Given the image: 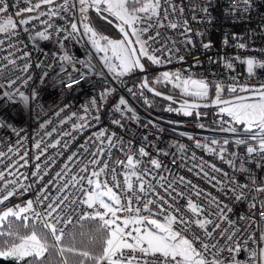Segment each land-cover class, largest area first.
<instances>
[{
    "label": "snow or ice",
    "instance_id": "6c2138e0",
    "mask_svg": "<svg viewBox=\"0 0 264 264\" xmlns=\"http://www.w3.org/2000/svg\"><path fill=\"white\" fill-rule=\"evenodd\" d=\"M21 2L27 6L21 8ZM238 3L245 5L244 10L247 11L253 0H238ZM42 6H48L47 12L41 11ZM12 9L15 11L12 12ZM90 10H94L108 24H113L121 38H110L98 32L90 22ZM234 10L240 9L237 7ZM201 11L209 14L207 6ZM63 12H78L79 16L69 21L67 26H54L50 21L56 17L64 19L61 16ZM183 12L184 8L177 6L173 0H62L59 4L57 0H0V50H3L5 40H8L9 48L21 51L17 47L20 41L12 43L13 38L19 35L18 27L29 33V40L33 42L50 40L53 36L50 29H54L57 36L66 33L63 40L87 36L91 47L100 54L102 66L98 68L90 60L73 61L66 54L60 56L59 60L71 64L73 72L79 73L78 79L68 73L66 79L60 81L71 91L91 75L103 77L105 69L115 79H120L134 70L145 72L143 59L154 65L171 63L172 53L178 51L174 48V41L172 48L166 43L160 49L153 48L152 45L161 38L159 29L178 27L183 29L181 35L185 37L184 43L193 44L191 36L187 35L192 31L188 21L183 20V25H180L169 18L176 13L182 16ZM25 13L35 15L25 16ZM42 16L48 17L41 21L45 28L31 33L27 25L40 20ZM153 29L154 34L145 39V34ZM197 35L202 36L203 33ZM57 43L62 44V41L58 39ZM224 43H228L227 39ZM236 46L241 49L247 47L244 43ZM202 47L208 49L211 44L204 43ZM157 51L167 53V58L157 56ZM13 56L14 52H9L0 57L7 62L0 66V73L8 65L16 66ZM29 56V52H24L19 58L27 61ZM177 59L183 61L184 57L178 56ZM76 63L81 64L84 71L76 69ZM243 63L250 76L254 74L255 68H264V62L255 58H246ZM30 67L31 64L26 62L21 71L27 73ZM226 67L231 69L232 64L226 62ZM61 71L66 69L62 67ZM43 75L47 76L48 73ZM18 79L19 76L8 81L7 87L11 89ZM30 80L29 75L23 80V84L27 85ZM153 84H170L173 89L179 90L181 96L193 98L192 101L185 99L177 109L184 115H192L193 110L201 107H216L217 115L220 116L219 131L244 134V138L234 140L237 146H246L244 156L233 152V158L225 159V146L230 142L228 139H224L223 146L219 147H214L220 144L216 139H212L210 143L195 140V146L216 155L220 161L228 164L233 173L245 174L247 182L242 183L235 175H229L216 164L203 160L193 164L188 171L198 169L194 174L206 180L228 199L236 202L248 200V207L253 210L251 214L241 215L238 220L231 219L229 213L233 209L227 203L218 196L205 192L185 176H176L171 171H168L167 176L162 175L159 170L164 165L158 159L152 158L150 166L139 172L137 169L142 161L136 157L149 156L145 147H139L134 153L130 141L125 147L122 137L102 129L93 132L84 144L66 157L61 168L37 189L35 199H28L22 205L0 209V258L14 260L16 264H46L48 258L53 256L56 264H264V230L261 229V225H264V200L259 199V194L264 193V183L257 184L256 176L249 174L250 171L254 173V170L245 167L246 161L254 163L256 168L264 167V84L228 85L227 91L231 94L229 99L223 98L225 86L221 82H210L192 74L184 76L179 70L162 72ZM213 87L215 96L210 98V88ZM3 88L5 85L0 83V89ZM140 88H146L155 96L176 103L171 95H165L150 85L147 78L142 80ZM113 91L114 89L105 87L99 94L100 99L106 100ZM4 98L27 106L30 100H37L38 93L33 90L29 96L17 87L0 94V102ZM145 103H148L147 99ZM82 107L85 115L77 116L76 112H72L60 123H67L75 117L79 122L72 125L73 131L93 127L88 115L92 110L98 112L100 105L92 97L89 104ZM65 108H61L56 115L59 116ZM166 110L174 109L169 105ZM115 111L122 116L132 113L131 118L137 119L123 97L119 99ZM197 115L200 113L197 112ZM92 119L98 122L100 117L95 115ZM112 123L123 127L120 120H113ZM44 127L42 124L41 128ZM200 127L203 128L204 125ZM0 129H10L20 137L19 130L3 117H0ZM55 131L54 128L46 136L51 137ZM62 135L71 136V132H64ZM22 139H17L16 143L20 144ZM144 139L147 140V137ZM189 139L194 137L189 136ZM42 143L43 138L35 142L34 147L39 150L34 157L36 161L45 156L49 148H60L62 150L56 155H63L69 147L68 141L62 144L59 138L46 143L43 148ZM88 145H93V150L90 151ZM179 147L181 151L184 150L182 145ZM113 149L124 154L123 161L110 164L105 157L110 158ZM81 150L90 157L87 163L81 159ZM8 153L18 159L12 160ZM27 155V151L20 155L19 150H14L12 145L8 146L7 152L0 151V164H4V158L11 161L0 169V205H4L12 197L24 196L32 191L35 184L44 181L56 163L54 156H47L43 165L35 164L31 173L35 181L25 184L23 181L29 180V176L19 169L28 166ZM191 159L195 160V156ZM172 163L177 164L176 159ZM73 164L77 166L75 172ZM178 166L186 167L185 164ZM213 173H218L223 178ZM6 176L12 178L6 179ZM200 200L203 203H199ZM180 201L184 203L181 204ZM85 222H95V229L85 230ZM225 224L226 227L223 226ZM77 235L80 237L79 241ZM249 242L255 247H249ZM242 250L247 253V259L243 261L237 259ZM224 252L231 255L230 260L222 255Z\"/></svg>",
    "mask_w": 264,
    "mask_h": 264
},
{
    "label": "built area",
    "instance_id": "2783aa9c",
    "mask_svg": "<svg viewBox=\"0 0 264 264\" xmlns=\"http://www.w3.org/2000/svg\"><path fill=\"white\" fill-rule=\"evenodd\" d=\"M61 2L62 0H57L58 4ZM173 2L177 6L183 7L184 12L182 16L176 13L175 15H170L169 18L176 20L180 25H183V20L188 21V26L192 31L187 35L191 36L193 44L188 45L184 43L185 37L181 35L182 27H178L177 29H159L161 38L152 47L160 49L166 43L169 48H172L174 41V48L178 49V51L172 53L171 63L156 65L158 69L162 72H175L179 70L184 76L192 74L196 78H203L210 82H221L225 86V91H227V86L233 83L239 85L264 84V68H255L254 74L250 76L247 72L246 64L243 63L246 58H255L258 61L264 62L263 0H253L252 6L247 11L244 10L246 6L239 4L238 0H173ZM19 6L23 8L27 5L21 2ZM205 6L209 8V14L207 15L201 11ZM237 7L240 9L239 11L234 10ZM47 10L48 6H42L41 11L47 12ZM11 11L14 12L15 9ZM27 15H35V13H25V16ZM61 16L64 19L56 17L50 22L54 26H67L69 21L77 19V12H63ZM193 16H195V19H193ZM209 16L211 17L210 20ZM47 19V16H42L40 20L32 21L31 24L27 25L29 31L33 34L36 31H42L45 25L41 21ZM18 31L19 35L13 38L12 43L20 41L17 47L21 51L9 48L8 40H5L3 50H0V57L8 55L9 52H14L13 58L16 59V66L8 65L0 73V83L5 85V88L0 89V94L4 91H13L19 87L21 91L29 96L35 90L38 93V98L35 101L30 100L27 106L19 102H9L7 98H4L0 102V117L12 123L20 132V137H17L10 129H0V151L7 152L9 145H12L14 150L18 149L20 155H23L27 151L29 164L27 167L19 169L21 173L29 176V180L23 181L25 184L34 183L35 178L31 176V173L34 171L35 164L41 163L43 165L47 156H54L56 163L44 181L35 184L32 191L24 196L10 198L4 205H0V209L16 204L22 205L28 199H35L37 189L42 187L61 168L68 155L76 151L79 145L84 144L85 140L93 132L106 129L109 133L114 132L117 134V137H122L125 147H127L130 141L134 153L138 151L139 147H145L149 156L136 157L142 161L137 169L139 172H143L150 166L149 161L152 158L158 159L164 165L159 170L162 175L167 176L168 171H171L176 176H185L187 179L192 180L193 183L199 185L205 192L218 196L233 209L229 213L231 219L238 220V217L241 215L247 216L251 214L253 210L249 209L248 200L236 202L228 199L208 184L206 180L197 177L194 172L198 171V169H195L193 172L188 171V168L192 167L193 164H198L203 160L216 164L224 172H228L229 175H235L240 182H247L245 174L240 172L233 173L228 164L220 161L216 155L195 146V140H199L201 143H210L212 139H216L220 144L214 147H219L223 146L224 139H228L230 142L225 146L227 148L225 159L233 158L231 156L233 152H238L241 156H244L246 146H237L234 143L236 138H244V134L242 132L233 134L219 131L220 116L217 115V112L208 121L202 119L161 117L147 109L145 103L147 99L146 95L140 86L132 82L134 74L129 73L120 79H115L106 69L104 70L103 77L91 75L87 80L74 86L69 91L60 81L65 80L68 73H72L73 78L78 79L79 73L73 72L71 64L59 60L60 56L66 54L72 57L73 61L90 60L98 68L102 66L89 48L86 47L84 36L63 40L66 33H61L57 36L54 33V29H50L49 31L53 32L50 40H37L33 42L29 40V33L23 32L19 27ZM154 32L155 29L150 30L149 33L145 34L144 38L147 39V36L153 35ZM197 33H203V35H197ZM58 39L62 41V44L57 43ZM225 39L228 41L227 44L224 43ZM204 43H210L211 47L204 49L202 47ZM240 43H244L247 47L244 49L238 48L236 45ZM24 52L30 53L27 61L19 58L23 56ZM155 54L162 59L167 58V53L157 51ZM178 56H183L184 60H178ZM26 62L31 64L27 73L21 71ZM226 62L232 64L231 69L226 67ZM6 63V61L0 59V66ZM37 65L40 66L38 67ZM62 67L66 71H61ZM75 67L79 71H84L79 63H76ZM45 72L48 73L47 76L43 75ZM29 75L31 76V80L27 85H24L23 80L27 79ZM18 76L20 79L9 89L7 87L8 81L16 79ZM105 87H110L114 91L106 100H101L99 94ZM129 89H132V92H129ZM211 90L215 91V88H210ZM92 97H95L98 105H100L98 112L92 110L88 115V120L93 124V127L85 128L82 131H73L72 125L79 122L75 117L67 123H60L61 120L66 119L72 112H76L77 116L85 115L82 106L89 104ZM121 97L127 100L128 106L133 109L137 119L131 118L132 113H125L122 116L120 112L115 111V106ZM66 105L68 107L65 108ZM61 108H65V110L60 112L59 116L56 115ZM95 115H99L100 117L98 122L92 119V116ZM224 119H227V117ZM113 120H120L123 127L113 124ZM49 121L50 123H48ZM149 121L152 123H149ZM42 124L45 125L44 128H41ZM200 125H204V127L201 128ZM54 128L56 131L53 132L52 136H46V133L51 132ZM64 132H71V136H63ZM189 136L194 137V139H189ZM144 137H147V140ZM21 138H23L22 142L17 144V139ZM41 138L44 141L41 144V148L46 143L58 138L61 139L62 144L68 141L69 147L63 152V155H56L62 149L49 148L45 156H41V159L36 161L34 157L38 154L39 150L34 145ZM181 145L184 148L183 151L179 147ZM88 147L91 151L94 146L88 145ZM164 153H167V155ZM8 155L12 157V160L18 159L12 153H8ZM193 155L195 156V160L191 159ZM105 158L109 159L111 164L116 161H123L124 154L117 149H113L110 158L107 156ZM81 159L84 160V163H87L90 157L81 150ZM173 159H176L177 164L172 163ZM10 162L7 158H4V164H0V169L6 167ZM20 163L22 164L23 161H20ZM179 164H185L186 167H179ZM237 164H239V161H237ZM80 166L82 167L83 165ZM245 167L254 170V173L250 171L249 174L256 176L257 184L264 183V167L256 168L254 163L247 161L245 162ZM72 169L74 172L77 171V166L73 164ZM119 170L118 166V172ZM213 174L219 178H223L218 173ZM11 178L6 176V179ZM53 195H56V193L53 192ZM251 195H256V193H251ZM193 199H196L194 195ZM259 199L264 200V193L259 194ZM198 202L203 203V200ZM180 203L183 204L184 201H180ZM223 226L226 227L227 225ZM261 229L264 230V225H261ZM258 237L259 232H257ZM220 243L222 244L223 241L221 240ZM249 247L255 246L249 242ZM222 255L228 260L231 259V255L228 252H224ZM237 259L241 261L246 260L247 253L242 250L238 254Z\"/></svg>",
    "mask_w": 264,
    "mask_h": 264
},
{
    "label": "trees",
    "instance_id": "16d2710c",
    "mask_svg": "<svg viewBox=\"0 0 264 264\" xmlns=\"http://www.w3.org/2000/svg\"><path fill=\"white\" fill-rule=\"evenodd\" d=\"M263 6H264V0H263ZM90 11H91L92 16L89 14V19L92 25L95 27V29L98 32L103 33L104 35H107L110 38H117V39L121 38L119 33L110 24L102 20L99 16H97L94 12H92V10ZM142 62L146 66L147 78L151 85H153L156 89L161 90L163 92L176 95V96H181V94L178 92V89H173L170 84H153L154 76L158 77L162 73V71L158 69L156 65L152 64L147 59H143ZM131 73L134 74L132 82L140 86L139 81H140L141 76L139 75L138 70H134ZM141 90L147 97V101H148V103H146L147 109L151 111L152 113L157 114L161 117L175 118V119H180V118L202 119V120L208 121L212 115L218 112L217 108L195 109L193 110L192 115L186 116L182 112H177V109H179L180 106H176L174 104L168 103L164 100H161L157 97L147 94L143 89ZM224 92L225 93L223 94V96L230 94L227 91H224ZM188 98H191V97H188ZM169 105H171V107L174 109L173 111L166 110L169 107ZM197 112L200 113L199 116L197 115ZM95 227H96L95 222H85V230H88V229L94 230ZM78 231L79 230H77V232ZM79 240H80V237L79 235H77V241ZM0 264H16V262L14 260H4L0 258ZM22 264H26V262H22ZM46 264H56V260L54 256L49 257L48 260L46 261Z\"/></svg>",
    "mask_w": 264,
    "mask_h": 264
},
{
    "label": "water",
    "instance_id": "95a60500",
    "mask_svg": "<svg viewBox=\"0 0 264 264\" xmlns=\"http://www.w3.org/2000/svg\"><path fill=\"white\" fill-rule=\"evenodd\" d=\"M95 14H96V12L94 11V10H92ZM97 15V14H96ZM103 20V19H102ZM106 22V21H105ZM117 32H118V30H117V28L113 25V24H110ZM119 33V32H118ZM119 35H120V33H119ZM138 73H139V75L141 76V78H140V81H139V85L141 84V82H142V80H144L145 78H147V72L145 71V72H141V71H139L138 70ZM147 80H148V78H147ZM149 82V81H148ZM150 84V83H149ZM151 85V84H150ZM153 86V85H152ZM147 94H149V95H152V96H154V97H157V98H159V99H161V100H164V101H166V102H168V103H171V104H174V105H176V106H180L181 105V103L185 100V99H187V100H189V101H192L193 100V98H188V97H183V96H176V95H172V94H169V93H166V92H163V91H161V90H158V89H156L157 91H160V92H162V93H164L165 95H171L174 99H175V101H176V103H172L171 101H168V100H165V99H163L162 97H158V96H155L152 92H150V91H148V89H143ZM224 99H229V98H231V94H228V95H226V96H224L223 97ZM207 108H216V107H207ZM207 108H205V107H201V108H199V109H207Z\"/></svg>",
    "mask_w": 264,
    "mask_h": 264
},
{
    "label": "rangeland",
    "instance_id": "374dc122",
    "mask_svg": "<svg viewBox=\"0 0 264 264\" xmlns=\"http://www.w3.org/2000/svg\"><path fill=\"white\" fill-rule=\"evenodd\" d=\"M93 12V11H92ZM91 15V11H89V13H88V15ZM78 16H79V14H78V12H77V18H78ZM92 16V15H91ZM91 22V21H90ZM92 24V23H91ZM93 26V25H92ZM94 27V26H93ZM95 28V27H94ZM84 38V42H85V45H86V47L87 48H89V50L91 51V53L93 54V56H95V58L101 63V61H100V54H98V53H96L95 52V50L91 47V44H90V42L88 41V38H87V36H84L83 37ZM114 39H117V38H114ZM156 77L157 76H154V80L156 79ZM178 92H179V90H178ZM180 93V92H179ZM225 92H223V94H224ZM215 96V91L214 90H211L210 91V98H212V97H214ZM226 96V95H225ZM224 97V96H223ZM177 112H182V111H177ZM183 113V112H182Z\"/></svg>",
    "mask_w": 264,
    "mask_h": 264
}]
</instances>
